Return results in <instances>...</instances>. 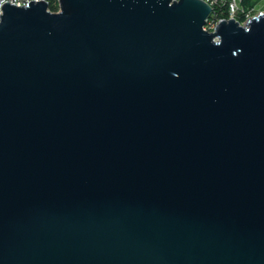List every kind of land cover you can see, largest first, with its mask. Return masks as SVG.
Returning <instances> with one entry per match:
<instances>
[{
  "label": "water",
  "instance_id": "1",
  "mask_svg": "<svg viewBox=\"0 0 264 264\" xmlns=\"http://www.w3.org/2000/svg\"><path fill=\"white\" fill-rule=\"evenodd\" d=\"M5 3L0 264H264V11Z\"/></svg>",
  "mask_w": 264,
  "mask_h": 264
},
{
  "label": "built area",
  "instance_id": "2",
  "mask_svg": "<svg viewBox=\"0 0 264 264\" xmlns=\"http://www.w3.org/2000/svg\"><path fill=\"white\" fill-rule=\"evenodd\" d=\"M46 1L48 4V9L56 12L59 11V1L58 0H0V15L3 14L2 6L10 2V4L28 5L31 2ZM178 1V0H172ZM209 4L212 8L209 17L207 18L206 25L204 29L209 32H214L216 30L215 25H219L220 22L228 19H235L240 24L245 25L249 19L257 15L254 12V8H246L242 5V0H203ZM57 7L53 10V7ZM1 19V17H0Z\"/></svg>",
  "mask_w": 264,
  "mask_h": 264
},
{
  "label": "trees",
  "instance_id": "3",
  "mask_svg": "<svg viewBox=\"0 0 264 264\" xmlns=\"http://www.w3.org/2000/svg\"><path fill=\"white\" fill-rule=\"evenodd\" d=\"M258 0H242V5L246 8H252L257 4ZM57 7H53V10H56Z\"/></svg>",
  "mask_w": 264,
  "mask_h": 264
},
{
  "label": "rangeland",
  "instance_id": "4",
  "mask_svg": "<svg viewBox=\"0 0 264 264\" xmlns=\"http://www.w3.org/2000/svg\"><path fill=\"white\" fill-rule=\"evenodd\" d=\"M255 13H260L264 11V0H258L257 4L253 7Z\"/></svg>",
  "mask_w": 264,
  "mask_h": 264
}]
</instances>
